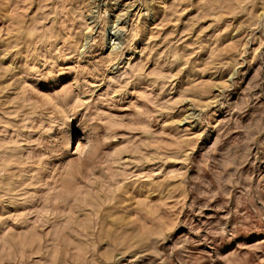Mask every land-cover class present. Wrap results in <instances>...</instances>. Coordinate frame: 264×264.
<instances>
[{"label": "rangeland", "instance_id": "rangeland-1", "mask_svg": "<svg viewBox=\"0 0 264 264\" xmlns=\"http://www.w3.org/2000/svg\"><path fill=\"white\" fill-rule=\"evenodd\" d=\"M0 264H264V0H0Z\"/></svg>", "mask_w": 264, "mask_h": 264}, {"label": "bare ground", "instance_id": "bare-ground-1", "mask_svg": "<svg viewBox=\"0 0 264 264\" xmlns=\"http://www.w3.org/2000/svg\"><path fill=\"white\" fill-rule=\"evenodd\" d=\"M10 64L12 65V63ZM73 147H74V152H78L79 150H81L82 142H81V137L79 135H78V140L73 143Z\"/></svg>", "mask_w": 264, "mask_h": 264}]
</instances>
